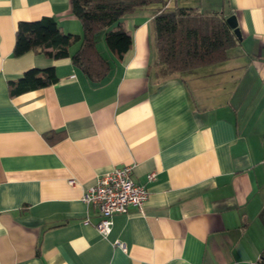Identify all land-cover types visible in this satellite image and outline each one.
Returning <instances> with one entry per match:
<instances>
[{"label":"crops","instance_id":"0c3cea01","mask_svg":"<svg viewBox=\"0 0 264 264\" xmlns=\"http://www.w3.org/2000/svg\"><path fill=\"white\" fill-rule=\"evenodd\" d=\"M167 6L234 14L241 39L220 63L169 74L156 62L154 4L122 19L132 35L122 58L96 42L110 69L93 81L70 56L13 55L21 21L49 16L81 34L70 0H0V264H256L264 255V0ZM48 66L57 82L9 93V81ZM124 165L148 198L113 214L103 236L82 195Z\"/></svg>","mask_w":264,"mask_h":264},{"label":"trees","instance_id":"16d2710c","mask_svg":"<svg viewBox=\"0 0 264 264\" xmlns=\"http://www.w3.org/2000/svg\"><path fill=\"white\" fill-rule=\"evenodd\" d=\"M71 12L82 25L81 34L64 32L54 18L44 16L17 25L13 55L31 50L52 59L70 56L73 63L91 80L104 79L110 62L96 47V34L104 30V43L116 58L131 48L132 35L122 19L137 9L162 6L153 18L157 65L169 74L220 63L238 38L220 11L204 13L198 6H167V0H70ZM79 42L70 53V47ZM58 81L54 66L31 68L9 81V93L19 94L49 86ZM46 137L48 135L46 134ZM256 264H264V255Z\"/></svg>","mask_w":264,"mask_h":264},{"label":"built area","instance_id":"2783aa9c","mask_svg":"<svg viewBox=\"0 0 264 264\" xmlns=\"http://www.w3.org/2000/svg\"><path fill=\"white\" fill-rule=\"evenodd\" d=\"M132 165L115 167L97 176L95 182L82 195L86 205L96 209L100 216L96 223V230L103 236L110 233L112 216L115 213H126L129 206L142 208L148 198V189L132 179ZM154 172L148 174V179L154 178ZM70 184H75L73 179ZM118 244L124 248L123 243Z\"/></svg>","mask_w":264,"mask_h":264},{"label":"water","instance_id":"95a60500","mask_svg":"<svg viewBox=\"0 0 264 264\" xmlns=\"http://www.w3.org/2000/svg\"><path fill=\"white\" fill-rule=\"evenodd\" d=\"M226 21H227L228 25L230 26V28L232 29L236 38H238L240 40L241 39V32H240L238 25H237L236 16L234 14H232L226 18Z\"/></svg>","mask_w":264,"mask_h":264},{"label":"rangeland","instance_id":"374dc122","mask_svg":"<svg viewBox=\"0 0 264 264\" xmlns=\"http://www.w3.org/2000/svg\"><path fill=\"white\" fill-rule=\"evenodd\" d=\"M215 2V1H214ZM217 2V1H216ZM104 30H102V31H100V32H98L97 34H96V42H97V44L100 42V39H101V42L102 43H104ZM105 44V43H104Z\"/></svg>","mask_w":264,"mask_h":264}]
</instances>
